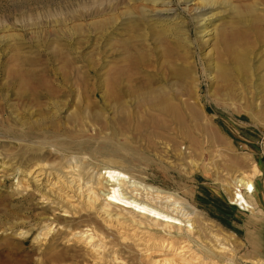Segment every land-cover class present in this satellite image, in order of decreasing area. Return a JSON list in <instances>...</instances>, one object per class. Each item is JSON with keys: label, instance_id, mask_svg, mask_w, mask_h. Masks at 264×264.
Masks as SVG:
<instances>
[{"label": "rangeland", "instance_id": "obj_1", "mask_svg": "<svg viewBox=\"0 0 264 264\" xmlns=\"http://www.w3.org/2000/svg\"><path fill=\"white\" fill-rule=\"evenodd\" d=\"M254 18L260 38L250 71L228 88L217 86L218 31L247 29ZM166 47L175 54L166 55ZM133 48L152 64L149 71L166 72L170 89L179 91L173 103L182 122L168 118L169 130L156 137L136 126L144 119L134 116L132 98H123L131 99L122 104L124 114L106 84L130 69ZM176 67L184 73L180 82L169 72ZM22 84L41 91L27 101ZM66 140L84 141L89 151L104 145L137 181L174 194L194 214L202 249L214 243L213 234L229 245L226 255L198 250L203 260L264 264V208L241 212L230 204L235 175L264 181L258 177L264 173V0H0V264H52V248L85 255L52 226L53 217L54 223L70 218L52 211L50 186L43 188L52 182V145ZM35 166L48 182L33 181L28 172Z\"/></svg>", "mask_w": 264, "mask_h": 264}, {"label": "bare ground", "instance_id": "obj_2", "mask_svg": "<svg viewBox=\"0 0 264 264\" xmlns=\"http://www.w3.org/2000/svg\"><path fill=\"white\" fill-rule=\"evenodd\" d=\"M206 8L205 5L197 12ZM258 22V19L254 18L247 29L229 25L228 28L224 27L218 31L213 48V78L218 83L217 86L221 84L223 88H228L232 81L244 78L250 71L248 61L255 42L260 38L258 27L253 24ZM134 49H131L133 52L128 60L126 59L130 69L120 70L122 67L119 66L117 71L121 72L118 71L112 79L108 78L111 79L106 83L110 90L108 92L111 93L110 96H116L115 100L117 98L119 101H116V104L120 103L121 110L126 107L122 106L129 99L123 98H132L137 107L136 111H133L134 116L137 118L142 114L144 119L142 123L137 121L136 126L151 129L152 135L162 130L165 132V128L169 130L168 121L174 119V122H182L179 107L173 103L179 91L173 93L174 89H170L172 86L166 82V72L149 71L147 67L151 68L152 64L145 60L147 58L137 48V51ZM173 51L172 48L166 47L165 54L174 55ZM169 72L177 82H180L184 74L180 67ZM126 80L128 85L125 86ZM20 87L23 89L22 96L27 101L34 100L41 91L38 84H22ZM189 106H186V109L190 111ZM127 112L125 110L124 114ZM194 113L197 112L192 109V114ZM128 128L131 129L130 126ZM66 141L64 143L68 146L58 148L52 145V151L57 149V152L52 154V182H48L47 173L42 168L38 170L39 165L28 172L33 175L35 183L40 180H45L44 184L49 183L43 185V188L50 186L46 191L52 192V211L58 210V216L70 218L61 223H54L57 220L53 217L52 226L56 224L55 227L59 229L58 233L63 239H67L65 236L71 237L73 241L69 244H80L86 251L85 255L81 256L78 254L80 252L77 253L71 247H65L64 250L52 248V264H217L203 260L197 251L204 250L220 255L230 252L227 242H222L215 234L212 236L214 243L202 249L198 245L201 241L199 242V231L194 225V214L184 210L185 207H182L174 194L137 181L128 168L123 167L124 161L115 160L118 155L113 150L101 145L89 151L84 141ZM94 155L103 158L96 160ZM95 162H101L103 166L99 168ZM232 183L234 190L231 200L237 196L248 206L237 189H249V194L255 196L252 193L254 188L250 175L241 171L233 177ZM18 184V187L23 186L22 182ZM45 195L42 194V197H46ZM131 253L134 258L135 253L142 256L143 263L136 262Z\"/></svg>", "mask_w": 264, "mask_h": 264}, {"label": "crops", "instance_id": "obj_3", "mask_svg": "<svg viewBox=\"0 0 264 264\" xmlns=\"http://www.w3.org/2000/svg\"><path fill=\"white\" fill-rule=\"evenodd\" d=\"M260 176L261 177H264V173L260 172V174L258 175V177H260ZM256 178H257V176H256ZM254 179H253V184H254L253 185V188L255 187V189H253L254 192L252 191V193L256 195V200H255L256 202L255 203H252L251 202V197H250L251 194L245 195V199L248 202V204L250 205V208H251V205H252V207H254V208L256 207L257 209H261V208H264V187H262V185H261V179H259L256 182H255ZM230 204L233 207H235L231 202H230ZM235 209H237V210H239L241 212H246L247 211V210L246 211L240 210L237 207H235Z\"/></svg>", "mask_w": 264, "mask_h": 264}, {"label": "built area", "instance_id": "obj_4", "mask_svg": "<svg viewBox=\"0 0 264 264\" xmlns=\"http://www.w3.org/2000/svg\"><path fill=\"white\" fill-rule=\"evenodd\" d=\"M262 187H264V181H262ZM235 190H236V188H235ZM237 192H239L240 194H242V195H243V198L245 199V195L249 194V193L251 192V190H249V189L243 190V189L239 188V189H237ZM245 200H246V199H245ZM246 202H247V201H246ZM231 203H232L235 207H237L238 209H240V210H244V211H246L248 208H250L248 202H247V204H248V206H247L243 201L239 200V199L237 198V196H235V199L233 198V199L231 200Z\"/></svg>", "mask_w": 264, "mask_h": 264}]
</instances>
